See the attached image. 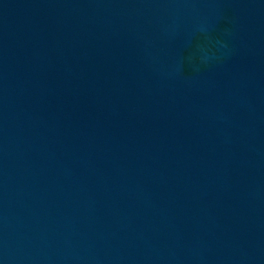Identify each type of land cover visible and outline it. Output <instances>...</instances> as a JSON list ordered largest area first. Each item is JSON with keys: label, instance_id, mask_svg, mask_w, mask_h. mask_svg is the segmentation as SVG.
I'll list each match as a JSON object with an SVG mask.
<instances>
[{"label": "water", "instance_id": "obj_1", "mask_svg": "<svg viewBox=\"0 0 264 264\" xmlns=\"http://www.w3.org/2000/svg\"><path fill=\"white\" fill-rule=\"evenodd\" d=\"M0 264H264V0H0Z\"/></svg>", "mask_w": 264, "mask_h": 264}]
</instances>
